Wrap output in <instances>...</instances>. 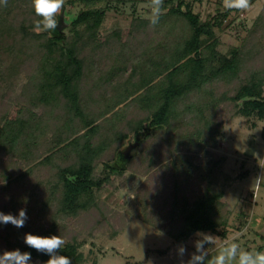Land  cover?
Listing matches in <instances>:
<instances>
[{
	"label": "trees",
	"instance_id": "obj_1",
	"mask_svg": "<svg viewBox=\"0 0 264 264\" xmlns=\"http://www.w3.org/2000/svg\"><path fill=\"white\" fill-rule=\"evenodd\" d=\"M127 1L68 0L64 3L63 12L70 21V35L67 32L60 34L57 30L51 33L33 31L37 17L30 0H7L6 6L0 4V49L7 52V59L11 62L6 75L12 74L14 68L23 65L26 59L34 58V71L28 83L32 91L27 100L32 108L39 110L47 107L50 111V115L45 112L31 114V108L20 107L14 117L4 116L1 119L0 157L3 161L7 160L8 165L4 168L0 166V180H7L10 185L14 170L22 172L28 167L26 173L30 174L35 167L47 166L58 155L61 159L54 173L55 180L49 183L48 201H41V207L34 215L36 221L44 218V207L53 201L56 209L49 214L48 225L44 226L43 222L34 223L29 218L22 228L10 225L8 229L12 233H6L2 240L3 243H11L12 248L9 250L19 249L31 253V264L36 261L44 263L49 257L24 244L26 233L60 236V226L56 221L58 218L72 220L80 213L88 214L97 208L96 190L110 182V175L96 176V168L103 155L113 154L109 160L101 158L104 170L109 174H123L139 156L136 155L137 150H141L144 143L153 139L159 131L174 125L179 117L193 129L187 133L193 137V142L188 138L191 145L196 142L200 146L198 148H202L208 141L215 143L214 132H217L220 121L211 120V116L216 114L212 112L218 110L223 102L234 106L233 115H254L260 120L264 119V69H248L245 53L240 47H233L225 54L217 50L219 39L215 28L224 25L230 9L217 13L211 20L202 21L188 0H163L161 11L164 10V13H160L154 25L152 20L138 21L137 27L146 29L152 24L159 35L153 48L147 46L144 53L131 52L128 43L125 44V36L117 31L113 33L114 43L121 44L117 60L131 62V74L142 69V77L138 83L128 82L125 86L114 83L110 96L105 92L106 95L100 99V94L94 93L95 110L93 113L87 112L83 99L85 94L80 88L86 73H90L86 60L93 61V51H99L104 45L100 29L108 11L117 9L119 4ZM253 2L250 0V4ZM73 3L85 6L71 16L66 5ZM18 15L23 19L14 23ZM257 18L263 19L264 12H260ZM17 33L20 36L18 42L15 45L12 43L14 46H6V41H15ZM33 50L37 51V55L35 52L32 54ZM129 59H134V62ZM126 67V62L120 65L116 62L106 79L111 81L113 76L123 77ZM236 81L238 84L232 92L223 90L218 95V85H231ZM134 93L140 109L147 111L148 115L133 125V143L137 142V145L131 150L129 158L125 159L122 149L129 138L123 126L119 128L116 125L124 118L123 111L128 107V98L133 97L134 100ZM88 100L92 101L91 98ZM117 108L122 112L119 113ZM58 110L60 114L57 116L60 119L53 122L51 114L56 115ZM111 112L113 117L109 115ZM63 118L62 125H59L57 120ZM78 120L82 124V133L72 126ZM51 125L55 127L53 136H50L45 148L40 151L38 136ZM213 125L215 127L211 128ZM101 126L106 129V135L96 142ZM72 134L76 135L72 137ZM148 159L150 164L153 163L152 156ZM177 161H180L179 164ZM172 164L174 168L167 186L169 194L161 199L160 208L164 211L152 210L159 217L152 214L149 216L144 211L141 220L156 228L162 227V232L175 243H184L200 231L225 236V231H217L227 220L226 205L221 202L223 192L211 189L208 183L203 194L188 196L183 190H188L192 182V163L186 155H178ZM148 192L146 190L144 193ZM154 194H157L156 190L151 195ZM10 201L23 203L25 199L16 196ZM30 207L26 208L27 215ZM79 247V243L73 239L65 243L59 254L69 257L71 264H82L84 256ZM260 250L264 252V246Z\"/></svg>",
	"mask_w": 264,
	"mask_h": 264
},
{
	"label": "rangeland",
	"instance_id": "obj_2",
	"mask_svg": "<svg viewBox=\"0 0 264 264\" xmlns=\"http://www.w3.org/2000/svg\"><path fill=\"white\" fill-rule=\"evenodd\" d=\"M67 1L65 0V2ZM188 1L202 21L211 20L217 13H222L227 9L224 6V0ZM84 6L80 3L67 4L66 10L69 15L74 16ZM260 12H264V2L254 0L246 10L230 9L224 25L215 28L219 39L217 50L225 54L233 47H240L245 53L248 69H264V18L258 20ZM160 13H164V10ZM20 19L23 18L18 15L14 23ZM145 19L153 20L151 0H129L124 4H119L117 9L112 8L108 11L100 29L104 45L99 51H93V55H95L93 61L86 60L90 66V73H86L80 85L82 93L85 94L83 99L87 112L93 113L95 110L93 100L96 97H94V93L100 94L98 96L101 99L103 95H106L105 92L108 96L112 94L114 83L125 86L128 82L134 84L141 80L142 69L131 74L132 66L128 60H122L127 64L123 77L113 76L111 81L106 78L116 62L119 65L123 63L117 60L121 44L114 43V32L117 31L125 36V44L128 43L131 52L144 53L147 46L152 47L159 40V35L152 24L146 29L137 27L138 21ZM65 32L68 35L72 34L69 26ZM15 36V41L9 42L8 40L5 45L14 46L20 38L18 33ZM34 52L37 55V51L33 50L32 54ZM7 57V52L0 49V121L4 116L14 117L17 108L20 107L31 108V114L45 112L46 115H50L47 107H41L39 110L36 107L32 108L27 100L31 95L30 91H32V88L29 89L28 83L29 77L34 71L32 67L34 58L26 59L23 65L14 68L12 74L6 75L11 63ZM134 59L129 60L133 61ZM237 84L236 81L231 85H218V95L223 90L232 92L233 87ZM136 96L134 100H132L133 97L128 98V107L126 106L127 109L125 108L123 111L125 116L119 121L120 124L116 125L119 128L123 126L129 138L122 150L133 143L131 130L133 125L140 118L143 119L148 115L147 111L140 109L138 102L135 101ZM90 98L92 101L88 100ZM217 109L212 112L216 114L211 116V120L220 121V125H217V132H214L215 143L208 141L202 148H198L200 146L196 142L195 145H191L188 138L192 139L193 137L187 133L192 132L193 129L179 117L174 121V125L159 131L153 139L144 143L141 150H137L136 155L139 156L131 162L123 174H109L106 169L104 170L102 159L109 160L113 154L108 153L100 157L96 176L110 175V182L96 190L97 208L88 214L80 213L72 220L61 217L56 220L60 226L59 234L65 243L73 239L79 243V250L84 256L82 264H148L149 261L151 264H180L181 259L186 264L190 254L195 251L193 241L196 239V233L185 244L174 247L176 243L162 232V227L156 228L141 220L144 211L149 216L152 214L156 217L159 216L152 210L164 211L160 208L161 199L169 194L170 189L167 186L171 181V173L174 168L172 163L178 155H186L192 163L190 167L192 182L188 186V190H183V192H186L188 196L203 194L208 183L211 189L223 192L221 202L226 205L227 220L226 224L218 227L217 231H225V236L200 231L220 238L213 246H210L214 248L223 241L236 238V242L239 243L242 250L261 251L260 248L264 246V119L260 120L254 115L251 117L233 115L234 106L225 105V102ZM117 111L122 112L121 109ZM59 112L58 110L56 115L51 114L54 117L53 122L59 118ZM113 112L109 114L110 117H113ZM63 120L64 118L57 120L59 125H62ZM58 122L55 124L57 125ZM72 126L79 133L83 132L79 120L76 125ZM214 127L213 125L211 128ZM54 129V126H48L38 136L40 139L37 140V143L41 147L40 151L45 148ZM104 134L106 135V129L101 126L95 141L99 142L105 136ZM191 141L193 142V139ZM250 149H253V155L247 156L246 152ZM150 156L153 158L152 165L148 159ZM2 159L0 157V166L7 167V160L3 161ZM60 161L58 155L47 166H32L35 168L30 174L26 173L28 167L24 168L22 172L14 170L13 182L10 185L7 180H0V212L16 215L21 208L26 209L31 206L28 217L34 223L43 222L44 226H47L50 221L49 214H52L56 209V204L53 201L44 207L46 209H44L46 213L44 218L36 221L34 215L39 211L41 201H48L46 199L49 196V183L55 180L54 173L58 165L61 164ZM177 162L179 164L180 161ZM147 165H151V168H148ZM257 178H260L259 188L256 184ZM146 190H149L147 194L144 193ZM154 190L157 194L152 196ZM130 194H134L135 198H129ZM16 196L24 197L25 201L23 203L10 201L9 203V200ZM9 226L10 224H0V254L12 248L11 243L2 242L6 233H12L8 229ZM180 246L186 247V254L182 258L176 255V262H174V249ZM206 246L208 247V245ZM170 250L173 251V255ZM160 252L166 255L160 257ZM155 258L156 261H153ZM33 264L44 263L36 261Z\"/></svg>",
	"mask_w": 264,
	"mask_h": 264
},
{
	"label": "clouds",
	"instance_id": "obj_3",
	"mask_svg": "<svg viewBox=\"0 0 264 264\" xmlns=\"http://www.w3.org/2000/svg\"><path fill=\"white\" fill-rule=\"evenodd\" d=\"M32 10L37 17L34 21L33 31L36 33H51L58 28L57 17L62 15L65 0H30ZM0 4L6 6L7 0H0ZM163 0H151L153 9L152 24L158 22L162 9ZM227 9L246 10L250 6V0H224ZM257 188L260 185V178L256 179ZM129 198H135L130 194ZM27 210L21 208L16 215L0 212V224L12 225L15 228L25 226ZM193 241L195 251L190 254L186 264H264V252L256 250H242L236 238L223 241L219 244L214 255H209V247L214 245L220 238L211 234L197 232ZM24 244L38 253L45 254L49 259L44 264H71L69 257L61 255L60 250L65 245V240L59 235L39 236L26 233L23 237ZM186 247L180 246L177 255L183 257L186 254ZM32 257L29 252H21L19 249L4 251L0 254V264H31ZM148 264H151L149 261ZM180 264H185L181 259Z\"/></svg>",
	"mask_w": 264,
	"mask_h": 264
},
{
	"label": "water",
	"instance_id": "obj_4",
	"mask_svg": "<svg viewBox=\"0 0 264 264\" xmlns=\"http://www.w3.org/2000/svg\"><path fill=\"white\" fill-rule=\"evenodd\" d=\"M70 25V21L67 17H65L64 12L62 11V15L58 18V28L56 29L58 33L63 34L65 33V29ZM137 145V142L130 143L123 151V156L125 159H128L130 156V152L134 149ZM247 156L253 155V149H250L246 152Z\"/></svg>",
	"mask_w": 264,
	"mask_h": 264
},
{
	"label": "crops",
	"instance_id": "obj_5",
	"mask_svg": "<svg viewBox=\"0 0 264 264\" xmlns=\"http://www.w3.org/2000/svg\"><path fill=\"white\" fill-rule=\"evenodd\" d=\"M259 1H262V2H264V0H256V2H259ZM188 241V240H187ZM186 241V242H187ZM186 242H184V243H176L175 245H174V247L175 246H177V245H181V244H185ZM213 246V245H212ZM212 246H209L208 245V247H209V249H208V251H209V255H211V254H214L215 252H216V250H217V248L219 247V246H215L214 248H212ZM207 247V246H206ZM175 249H178V248H175ZM174 249V262H176V260H175V257H176V255H177V250H175ZM171 252H172V254L171 255H173V251L172 250H170ZM166 254H164V253H160V257H162V256H165ZM150 258V257H149ZM148 258V259H149ZM153 261H156V258L155 259H153Z\"/></svg>",
	"mask_w": 264,
	"mask_h": 264
}]
</instances>
